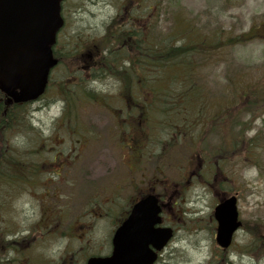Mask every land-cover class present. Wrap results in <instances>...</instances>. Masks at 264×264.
<instances>
[{
  "label": "rangeland",
  "instance_id": "rangeland-1",
  "mask_svg": "<svg viewBox=\"0 0 264 264\" xmlns=\"http://www.w3.org/2000/svg\"><path fill=\"white\" fill-rule=\"evenodd\" d=\"M122 1H64L65 24L55 46L65 54L62 62L50 71L45 93L24 105L20 126L6 131L12 144L23 145L27 138H38L37 132L47 134L54 124L66 123L70 139L77 140L79 133L71 126L77 121V130L91 136L90 154L82 150L84 143L70 150V264H84L89 252L107 246L118 224L117 211H99L85 195L97 185L110 195L114 188L110 180L127 171L117 166L109 170V164H118L130 154L127 147L119 146L128 132L124 113L112 115L84 93L70 99V66L79 67L85 58H70L71 30L77 37L100 36L98 59L115 61L121 56L122 64V60L138 61L135 177L153 186L162 203L161 222L173 230L155 264H264V37L241 39L248 30L264 31V0H143L138 14H133L136 19L141 16L140 21L130 22L138 29L137 47L118 31L119 26L112 36L106 31L118 15L121 28L129 24ZM118 34L126 44L117 52ZM150 44L153 50L155 45L185 49L157 60L151 51L155 66L147 56ZM171 60L180 63L177 70ZM93 76L99 78L92 86L101 103L107 95L114 96L119 88L116 80L103 72ZM77 82L85 91L91 81L82 74ZM122 125L124 134L117 132ZM66 137L64 132L55 136ZM248 138H254L252 146ZM231 194L237 196L242 225L223 251L215 241L213 209Z\"/></svg>",
  "mask_w": 264,
  "mask_h": 264
},
{
  "label": "flooded vegetation",
  "instance_id": "flooded-vegetation-1",
  "mask_svg": "<svg viewBox=\"0 0 264 264\" xmlns=\"http://www.w3.org/2000/svg\"><path fill=\"white\" fill-rule=\"evenodd\" d=\"M141 1L143 0H123L129 24L121 28L118 15L115 25L106 29L112 36L119 26L118 31L126 33V40L134 47L138 46L139 33L137 27L130 25V22L140 21L141 16L136 19L133 14H138ZM151 5L150 3L149 8ZM77 34L76 31H70V58L78 55L85 58H82L79 67L70 66V84L73 83L70 86V99L84 93L85 97L95 98L96 103L103 104L110 114L124 113L123 120L128 124V132L124 134L126 129L123 125L117 132L123 133L125 138L119 146L127 147L130 154L123 156L125 160L118 164H109V170L117 166L116 169L121 171L123 167L127 174L110 180V184L114 185L110 195L104 194V187L98 185L88 192L90 195H85L86 202L99 211L116 209L118 215L115 224L118 223L119 226L136 202L155 192L148 180L135 177L139 163L138 61L122 60L125 63L122 64L121 56H117L115 61L98 59L99 45L96 41L100 36L84 38L77 37ZM126 40L121 35L118 36L117 52L125 46ZM57 43L58 41L55 42L53 51L58 65L62 62L61 55L65 54L57 51ZM128 67L129 70L126 69ZM96 71L103 72L119 83V88L113 92L114 96L107 95L103 103L93 93L92 83L99 79L93 76ZM82 74L91 81L85 91L80 89V83L77 82ZM76 122L71 126L79 133L77 140L70 139V124L56 123L48 129L47 134L37 132L38 138H27L23 140V145L12 144L13 139L6 135L12 125L0 123V264H70V150L72 145L84 143L82 150L88 154L91 152L87 146L91 145V136L88 133L87 138V134L77 130ZM61 132L67 137L55 138ZM58 238L62 239L61 246H58ZM108 243L104 251L89 252V257L109 256L111 239Z\"/></svg>",
  "mask_w": 264,
  "mask_h": 264
},
{
  "label": "water",
  "instance_id": "water-1",
  "mask_svg": "<svg viewBox=\"0 0 264 264\" xmlns=\"http://www.w3.org/2000/svg\"><path fill=\"white\" fill-rule=\"evenodd\" d=\"M60 0H0V89L14 101H27L43 93L49 68L56 62L50 45L62 25ZM160 206L147 195L132 208L113 236L112 255L89 258L86 264H152L157 251L172 236L160 223ZM215 240L223 249L241 225L236 196L222 199L214 207Z\"/></svg>",
  "mask_w": 264,
  "mask_h": 264
},
{
  "label": "trees",
  "instance_id": "trees-1",
  "mask_svg": "<svg viewBox=\"0 0 264 264\" xmlns=\"http://www.w3.org/2000/svg\"><path fill=\"white\" fill-rule=\"evenodd\" d=\"M262 36L264 37V31L263 29L260 28V31H254V29L252 30H248L245 34H243V38H241L242 40H246L247 38H251L253 36ZM160 49V50H159ZM185 48L182 47H170V48H159L158 46L155 45L154 47V55L156 57V60L159 58H163V59H167L170 56H175L178 55L179 52H183ZM161 56V57H160ZM155 61V60H154ZM171 65L174 67L175 70H177V67H180L178 64H180L179 62H177L176 60H171L170 61ZM164 65H167L166 62L164 61ZM155 66H157L156 61H155ZM264 91V90H263ZM263 91L262 92H258L257 93V99L259 97H262L263 95ZM246 95V94H245ZM4 94H2L0 92V123L1 124H9L13 126L17 127L19 126L18 123H16L15 119L18 118L19 115H21V111L22 109L25 107L24 104H17L14 102L9 103L7 106L3 105V99H4ZM264 98V97H263ZM18 108H21L20 110H17ZM248 109V108H245ZM15 121V125L13 124ZM236 125H241V122L236 120ZM234 124L230 125V127H233ZM241 133H243L245 131L244 127H241V130H239ZM242 135V134H241ZM247 142L250 143V146L253 145L254 143V138L251 139H247ZM250 229V228H249Z\"/></svg>",
  "mask_w": 264,
  "mask_h": 264
},
{
  "label": "bare ground",
  "instance_id": "bare-ground-1",
  "mask_svg": "<svg viewBox=\"0 0 264 264\" xmlns=\"http://www.w3.org/2000/svg\"><path fill=\"white\" fill-rule=\"evenodd\" d=\"M2 94H4V93H2Z\"/></svg>",
  "mask_w": 264,
  "mask_h": 264
}]
</instances>
